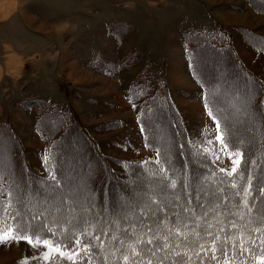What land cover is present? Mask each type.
I'll return each instance as SVG.
<instances>
[{
  "label": "rangeland",
  "instance_id": "374dc122",
  "mask_svg": "<svg viewBox=\"0 0 264 264\" xmlns=\"http://www.w3.org/2000/svg\"><path fill=\"white\" fill-rule=\"evenodd\" d=\"M152 1L0 0V122L9 124L11 129L7 130L13 132V137H8L6 130L0 131L4 170L12 174L17 169L15 154L22 145L33 172L42 176L53 174L44 166L50 145L48 136L51 139L63 132L62 139L50 146L54 151L62 150L63 184L47 202L38 204L44 212L53 215L61 212L66 197L70 202L85 204L84 208L97 203L100 197L93 183L98 165L90 159L81 139L83 131L119 174L137 172L136 166L127 167L128 162L157 160V150L151 149L155 148L151 144L159 143L166 150L163 157L167 159L174 154L176 144L170 121L175 114L164 108L169 97L167 91L175 99L176 103H172L190 145L200 150L211 149L207 154L220 169L232 165L219 151L220 145L215 140L217 121L214 114L209 116L210 107L212 113L214 110L225 120L231 135L239 141L251 142L252 138L244 132L253 126L248 123L255 114L252 88L260 84L264 89V3L261 10L229 3L231 9L246 18L242 22L252 27L249 29L237 24L223 26L216 18L200 25L195 17V22H191L188 7L185 15H180V2L176 0ZM176 17L181 18L177 30L178 24L173 23ZM221 27L227 40L226 32L230 34L229 46L239 63L227 53L213 49L193 52L195 71L206 75L202 80L210 87L207 94L203 92V83L190 75L186 50L195 46L184 42L182 32L219 31ZM238 27L255 36L245 40ZM180 59L186 64L184 67L182 63L178 66ZM237 67L250 73L246 75L253 81V87L244 82ZM173 83L179 84L178 88ZM210 97L213 102L208 104L204 98L210 101ZM158 98L164 99L163 102L157 101L148 108V103ZM39 99L49 101L59 111L70 110L72 115L58 122L49 111L41 114L43 106L36 107L34 103ZM157 106L163 108L157 109L159 113L154 108ZM147 112L155 115L147 116ZM13 179L22 198L35 194L33 190L25 191L29 185L26 179L19 176ZM130 184L129 188L132 187L119 197L114 184L108 186L106 198H100L109 210L116 212V204L124 199L126 203L134 205L140 201L138 206H145L149 202L148 191L162 187L158 179L140 174ZM132 188L138 192L134 193ZM161 202L167 203V197H161ZM24 206L34 207L29 201ZM76 213L79 214V209ZM29 214L24 215L27 220ZM45 253L49 254L47 260ZM55 255L61 261L70 260L50 252L42 243L36 247L26 240L0 243V264H46Z\"/></svg>",
  "mask_w": 264,
  "mask_h": 264
},
{
  "label": "trees",
  "instance_id": "16d2710c",
  "mask_svg": "<svg viewBox=\"0 0 264 264\" xmlns=\"http://www.w3.org/2000/svg\"><path fill=\"white\" fill-rule=\"evenodd\" d=\"M249 3L258 10H261L260 6L263 5L264 0H248ZM244 28V27H243ZM219 31H201V30H189L183 31L182 35L184 38V42L195 46L190 50L187 49L186 56L188 55L189 61V72L190 75L202 86L203 92L209 94L210 87H207L205 82L202 79L205 78V74H199L195 71L196 61L195 57L192 55L193 52H199L200 50H208L213 49L217 51H221L223 53H227L231 57L234 58L236 63H239L238 59L235 58L234 52L231 51V47L229 46L231 41V36L228 32L226 34L229 35V41L226 37H224L225 29L222 27ZM240 29L242 35L245 40L249 36H255L250 33L249 30L242 29V27H238ZM188 32V33H185ZM257 37V36H256ZM186 45V44H185ZM261 49V47H260ZM237 71L241 77H243L244 82H248L250 86H252L253 81L247 76L250 74L243 67L240 70L237 67ZM246 78V80L244 79ZM257 84V83H256ZM256 88H252L253 90V109L255 114L253 115L251 120H248V123L253 124L250 131H245L244 133L249 135L252 138L251 142H242L237 140V138L232 134L233 143H241L243 146L241 150H246L248 152V159L258 160L259 163V154L261 152V144H264V140L260 139L262 133H264V89L263 86L257 84ZM258 89V90H256ZM169 97L166 96L164 102L167 107H164L166 111L170 113H174L175 116L171 115V128L174 133V142L176 144L175 153L170 154V159L167 157H163V147H160V144H151V149L157 150V160L148 159L141 162L127 163L128 166H136L137 172L135 174H130V172L124 174H119L117 170H113L110 164H108V157L104 155L100 149L97 147L94 140L90 138V136L86 132H81L82 140L87 146V151L89 152V157L91 160L97 162L98 171L97 177L94 178L95 192L100 194V197H105L108 192V186L110 184H114V186L118 190L119 195L124 196L125 192L129 190L130 183L132 181H136V177L138 174L147 178V179H158L162 183V187L155 188L153 191L149 190L147 193L149 202L146 205H150L152 209H156L157 203L161 202V197H167V203L164 202L165 205H169V202L172 205H176V207H165L164 211L157 212L156 216L149 215L144 216L141 212L145 206H138L140 201H137L132 205L130 202L126 203L125 199L121 203L116 204V212H112L109 210L107 204L104 200L99 197L97 199V203H94L92 206H87L84 208L82 203H73L70 202L69 198L66 197L63 200L62 206L60 208L59 213L50 214L47 211L41 210L38 207V204L41 201L47 202L48 198L55 194V191H58L63 184V174H62V159L61 153L62 150H52L51 147L55 146L56 142H59L63 137V132H59L58 135H55L50 139L48 136V143L50 144L47 148V156L49 157L48 163H44V166L49 171H52L53 174L42 176L30 168L29 163L25 156V151L23 146L18 147L16 150V161L18 165L17 169H14L12 174H9L5 171L3 184L5 187V192L2 196H0V200L7 201L8 192H14V195L19 197L21 203L17 204L16 207L21 211L23 215L30 213V218L28 221L34 224H39L46 226V228L52 229V232H48L46 230L40 233L41 239H47L52 241L54 244L59 245L63 249L70 250L75 254L73 259L69 261H61L60 257L55 255L53 259L49 263L46 264H124L123 260L118 259L120 257L121 252L116 251V247H118V243L111 240L112 235H118L120 239H124V229H128L130 223H136L139 228V221L142 220L146 225H153L154 221H156L157 217L163 218L164 216L172 217L174 212H179L181 217L188 224L189 230L195 227L197 219L203 217L205 211H207L210 205H220L219 208L215 212L209 211L207 217H203L202 220L199 221L201 227L197 229L200 232L201 239L197 240L195 237H190L189 242L186 244H181L177 251L187 252L188 257H190V261L186 260L185 264H224L225 260H229L230 264H255L261 263V257L264 256V246H261L259 243L260 239H264V235L261 233L251 232L246 233V238L248 235L251 236L252 239H257L256 245L246 244V250L243 255L239 254V249H236L234 253L232 251L231 245L226 249L227 256H221L220 251L216 252V259H211L212 253L210 251H201L199 244H204L205 248H208L211 243V237L204 236V228L206 227L205 221L210 222L214 225L213 229H210L214 233L217 232L221 227H223L224 231L220 233L221 237L224 236L225 233L229 235H237V229L231 228L229 221L235 220L238 225L243 224L248 217H245V221H241L236 216H229L228 210L235 213L237 211L246 212L247 210L243 208L242 195L243 188L247 186L246 180H241L237 177V182L240 185L239 188L233 189L230 186L231 178L225 177L224 173L219 171V167H217L209 158V155L205 153L203 150L195 149L192 147L187 139V131L184 127L183 122L180 120V116L177 113L175 106L173 105L174 100L170 97L169 91H167ZM166 93V94H167ZM260 94V98H259ZM153 98V97H152ZM162 98H158L153 102H149L148 108L154 106L155 102L161 101ZM206 103L213 102L212 98L205 99ZM208 100V101H207ZM36 107L43 106L41 114L53 113L56 115L59 120L65 118V116L72 115L70 110L59 111L57 107L52 105L49 101H44L39 99L37 102H34ZM152 105V106H151ZM157 109H163L162 106L154 107ZM211 109V107H210ZM152 112V111H151ZM151 112H147L146 115ZM159 113L160 110H157ZM221 112V111H220ZM157 113V114H158ZM213 114L215 116L216 121L220 122L221 130L226 129L227 123L223 118L217 116L213 110ZM154 113H151V116H154ZM57 122V123H58ZM69 124V123H68ZM67 124V125H68ZM152 127V125H151ZM230 126H228L229 129ZM11 126L7 123L0 122V131L6 130V136L13 137V132L8 131ZM73 128V127H72ZM231 128V127H230ZM65 126L61 125V130L65 131ZM232 129V128H231ZM150 130V129H149ZM224 131V130H222ZM255 137V139H254ZM152 139L149 138L148 142ZM51 146V147H50ZM246 146V147H244ZM159 147V148H158ZM158 149L162 150V152L158 151ZM15 150V149H14ZM13 154V152H12ZM14 154L12 155L15 158ZM195 172V173H194ZM248 172L252 173L253 180V190L252 195L258 196L259 189L264 188V168L256 167L253 168L249 163ZM195 175H194V174ZM50 175H55L56 181L50 179ZM191 175V177H190ZM247 175V173H246ZM13 176H19L23 179H26L29 183L28 186L25 187V191L33 190L35 191L34 195H29L24 198L21 197V192L14 187V179ZM176 181V188H171L170 182ZM23 186L21 187V189ZM223 189V192L219 191V189ZM134 193L138 192L135 188H132ZM239 191L241 193L240 196L235 195V193ZM177 197L179 199H177ZM223 197H227V199H223ZM108 199V198H107ZM28 201L33 208L26 209L24 205H28ZM155 202V203H154ZM126 203V204H125ZM251 203L255 204V208H253L251 215L252 223L248 226L249 229H255L259 227H264L261 224L259 216L256 212V208L264 209V203L261 201L255 200L251 201ZM24 204V205H23ZM131 204V205H130ZM201 205L203 207H201ZM82 206V207H81ZM86 206V205H85ZM128 206V207H127ZM138 207V208H137ZM184 208L193 209L194 212H184ZM76 209H79V214L76 213ZM153 209V210H154ZM36 217L33 220V217ZM139 218V219H137ZM72 219V220H69ZM171 226V225H170ZM84 229H87L92 236H100V240L92 239V236H83L81 232ZM54 233V234H53ZM70 233L71 239H66ZM32 233L29 232V235ZM75 239H80L83 243L81 245L75 244ZM183 241V238H180ZM103 241V244H101ZM62 242V243H61ZM91 243L94 247L91 248L90 251H83V245ZM167 251V250H165ZM198 254V255H197ZM158 255H163V253H158ZM175 258V257H173ZM179 259V258H177ZM155 264V262H154ZM165 264H170V261H165Z\"/></svg>",
  "mask_w": 264,
  "mask_h": 264
},
{
  "label": "snow or ice",
  "instance_id": "6c2138e0",
  "mask_svg": "<svg viewBox=\"0 0 264 264\" xmlns=\"http://www.w3.org/2000/svg\"><path fill=\"white\" fill-rule=\"evenodd\" d=\"M206 108L208 105H205ZM209 116H213L211 109L208 110ZM215 119V116H213ZM216 136L215 140L219 143V151L226 155L231 161V168H221L220 172L224 173L225 177L231 178L230 186L233 189H237L240 185L237 182V177L241 180H246L247 186L243 188L242 202L243 208L246 209V212L237 211L235 213L228 210L229 216H236L241 221H245V217L248 219L243 223L238 225L235 220L229 221L231 228L237 229V235H229L227 233L221 237L220 233L224 231L221 227L217 232H213L210 229L214 228V225L210 222L205 221L206 227L204 228V236L211 237V243L208 248H205L204 244H199L201 251H210L212 253L211 259H216V252L219 250L221 256H227L226 249L231 245L232 251L235 253L236 249H239V254L243 255L246 250V244L256 245L257 239H252L250 235L246 238V233L256 232L264 235V227H259L255 229H249V225L252 223L251 213L255 204L251 201L260 200L261 203H264V188L259 189V195L253 196V176L251 172H248L249 163L253 168L262 167L264 168V144H261V152L259 154V163L258 160L248 159V152L246 150H241V143H233L230 132L225 129L221 130L220 122L217 121L216 124ZM255 139V137H254ZM261 140H264V133L260 136ZM209 143H212L209 141ZM246 147V146H244ZM205 153L211 151V149L205 148L203 150ZM220 156L217 155V159ZM49 157H44V161L47 164ZM247 173V175H246ZM5 170L3 167V153L0 152V196L5 192V187L3 184ZM50 179L56 181L55 175H50ZM58 184L59 182L56 181ZM171 188H176V181L173 180L169 185ZM223 192V189H219ZM235 195L240 196L241 193L237 191ZM7 201L0 200V243H6L8 241H20L26 240L29 244L34 247L39 246L41 243L45 245L50 252L59 253L61 257L67 256L68 259L74 258V253H66L61 250V247L57 244H54L52 241L41 239L40 233L44 230L52 232V229L46 228V226L31 223L26 219V217L21 213V211L16 207L17 204L21 203L19 197L14 195V192H8ZM177 199H179L177 197ZM227 199V197H223ZM155 203V202H154ZM176 207L169 202V205H165L163 202L157 203L156 209L153 210L150 205H145L141 212L144 216L151 215L156 216L157 212L165 210V207ZM201 207H203L201 205ZM220 205H210L209 209L204 212L203 217L208 216L209 211L215 212ZM184 212H194L193 209L184 208ZM256 212L259 216L260 222L264 225V209L256 208ZM200 217L197 219L195 227L191 230L188 228V224L181 217L179 212H174L172 217L164 216L163 218L157 217L153 225H146L142 220L139 221V228L136 223H130L128 229H124V239H120L118 235H112L111 240L118 243L116 251L121 252L118 259L123 260L124 264H165V261H170V264H185V261H190L187 252L177 251V248L181 244H186L189 242L190 237H195L197 240L201 239L200 232L197 231L201 227L199 223L203 219ZM36 217H33L35 220ZM139 219V218H137ZM171 225V226H170ZM29 232L32 234L29 235ZM54 234V233H53ZM72 233L66 236V239H71ZM83 236H92L87 229H84L81 232ZM183 238L181 241L180 238ZM94 240H100V236H92ZM76 245H81L83 242L80 239H75ZM62 243V242H61ZM259 243L261 246H264V239H260ZM103 244V241H101ZM94 247L91 243L83 245V251L88 252L91 248ZM167 250V251H165ZM158 253H163V255H158ZM198 255V254H197ZM173 257H178L179 259H173ZM44 259H49V254H44ZM261 264H264V256L261 258ZM224 264H230L229 260H225Z\"/></svg>",
  "mask_w": 264,
  "mask_h": 264
},
{
  "label": "crops",
  "instance_id": "0c3cea01",
  "mask_svg": "<svg viewBox=\"0 0 264 264\" xmlns=\"http://www.w3.org/2000/svg\"><path fill=\"white\" fill-rule=\"evenodd\" d=\"M176 1L180 2L179 3V6L181 7V14L180 15L184 16L187 7L189 8V11L192 14L190 16L191 22H195L193 19L195 17L196 22L201 25V24L211 22L213 20V18H216L217 21H219V23L223 26H231V24H237V26H244V27H247L249 29H252V27L248 26V24L242 22V21H244V19H246L245 17H243L242 14H238L235 10H233L229 7V3L233 2L235 5L239 6L240 8L248 6V8L253 10L251 8L252 5L247 0H176ZM176 1H175V3H176ZM178 17L173 19V23L178 24V27H175L176 30L180 29L179 22H181V18L179 19ZM238 19H240V20H238ZM201 28H203V27H201ZM204 29H207V28H204ZM180 49H181V47L179 48V53H180ZM181 63H182L183 67H184V65H186V64H183V60L180 59L178 62L179 67L181 66ZM170 69L171 68H169V71H170ZM175 71H176V69H175ZM179 71H182V70H179ZM183 72H184V76H186L184 68H183ZM167 77H168V72H167ZM170 85H171V89H172L171 82H170ZM173 86L175 88H178L179 84L173 83ZM182 87H184V86H182ZM172 98L175 102L174 97H172Z\"/></svg>",
  "mask_w": 264,
  "mask_h": 264
}]
</instances>
